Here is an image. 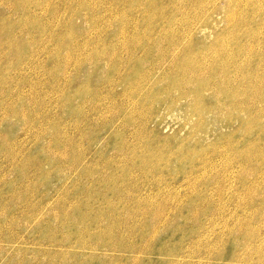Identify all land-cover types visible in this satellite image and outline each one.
Segmentation results:
<instances>
[{"label":"rangeland","instance_id":"obj_1","mask_svg":"<svg viewBox=\"0 0 264 264\" xmlns=\"http://www.w3.org/2000/svg\"><path fill=\"white\" fill-rule=\"evenodd\" d=\"M263 2L0 0V264H264Z\"/></svg>","mask_w":264,"mask_h":264},{"label":"bare ground","instance_id":"obj_2","mask_svg":"<svg viewBox=\"0 0 264 264\" xmlns=\"http://www.w3.org/2000/svg\"><path fill=\"white\" fill-rule=\"evenodd\" d=\"M190 1V0H189ZM208 1V0H207ZM237 1V0H236ZM232 2V1H231ZM242 3V2H241ZM264 3V2H263ZM232 4V3H231ZM238 4V3H237ZM248 4V3H247ZM258 4V3H257ZM244 5V4H243ZM257 6H259V5H257ZM247 7V6H246ZM229 8V7H228ZM262 9V8H261ZM254 13H256V12H254ZM259 13V12H258ZM257 13V14H258ZM233 16H235V15H233ZM241 17V16H240ZM226 18H227V16H226ZM226 18H225V20H226ZM228 19V18H227ZM233 19V18H232ZM234 19H235V17H234ZM228 21V20H227ZM226 22V21H225ZM263 22H264V20H263ZM211 23V22H210ZM227 23V22H226ZM233 23V22H232ZM243 23V22H242ZM241 23V24H242ZM230 24H231V22H230ZM191 26V25H190ZM227 26H228V24H227ZM244 26V25H243ZM258 27H260V26H258ZM236 28V27H235ZM240 28H242L241 26H240ZM256 28V27H255ZM261 28V27H260ZM232 29V28H231ZM254 29V28H253ZM240 30V29H239ZM261 30V29H260ZM189 31V30H188ZM236 31V30H235ZM167 32V31H166ZM252 32V31H251ZM242 33V32H241ZM227 34V33H226ZM254 34H256V33H254ZM236 35V34H235ZM223 36V35H222ZM239 36V35H238ZM253 37V36H252ZM241 38V37H240ZM241 39H243V36H242V38ZM225 40H226V38H225ZM240 40V39H239ZM219 41V40H218ZM256 41V40H255ZM264 41V40H263ZM245 43V42H244ZM262 45V44H261ZM227 56V55H226ZM221 64V63H220ZM224 66V65H223ZM227 67H228V65H226ZM232 66V65H231ZM224 71V70H223ZM256 152H258V151H256ZM263 153V152H262ZM259 154V153H258ZM261 155V154H260ZM262 156V155H261ZM264 159V158H263ZM250 163H251V160L249 161ZM251 166H252V164H251ZM254 166V165H253ZM262 169V168H261ZM263 169H264V167H263ZM263 173V172H262ZM259 174V173H258Z\"/></svg>","mask_w":264,"mask_h":264}]
</instances>
